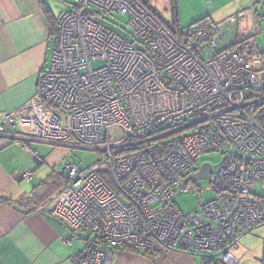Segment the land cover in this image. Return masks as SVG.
<instances>
[{"label": "built area", "instance_id": "built-area-1", "mask_svg": "<svg viewBox=\"0 0 264 264\" xmlns=\"http://www.w3.org/2000/svg\"><path fill=\"white\" fill-rule=\"evenodd\" d=\"M69 1L37 100L4 118L0 138L99 155L86 170L63 160L46 208L83 238L73 261L106 264L111 249L238 264L232 251L264 225V76L238 50L216 52L238 19L178 35L157 9L172 0ZM102 16L129 17L134 42ZM208 154L223 156L215 199L183 215L174 196Z\"/></svg>", "mask_w": 264, "mask_h": 264}, {"label": "crops", "instance_id": "crops-1", "mask_svg": "<svg viewBox=\"0 0 264 264\" xmlns=\"http://www.w3.org/2000/svg\"><path fill=\"white\" fill-rule=\"evenodd\" d=\"M70 5V11L74 10L73 3ZM56 8L51 0H0V125L6 116L37 100L40 76L50 66L56 49L52 28L59 17ZM239 16L232 33L222 29L225 40L221 45L231 37L227 48L253 38L256 31L260 16L254 8ZM28 145L26 151L20 140L0 138V197L9 201L0 204V264H75L74 256L85 247L83 238L57 217L39 209L41 202L54 199L63 190L57 185L52 187V176L62 182L58 168L71 152L32 141ZM26 172L34 174L29 182L23 178ZM30 211L34 212L28 214ZM253 233L256 238H264V225ZM256 245V254L250 258H239L241 245L232 251L238 264H264V241ZM105 252L106 264H204L201 256L186 251L155 256L128 250Z\"/></svg>", "mask_w": 264, "mask_h": 264}, {"label": "rangeland", "instance_id": "rangeland-1", "mask_svg": "<svg viewBox=\"0 0 264 264\" xmlns=\"http://www.w3.org/2000/svg\"><path fill=\"white\" fill-rule=\"evenodd\" d=\"M51 3H54L55 6L58 7L54 10L57 12H55L57 15L72 9L71 3L67 0H51ZM177 3V14L172 9L170 2L158 3L157 9L173 28L176 29V26L179 25L184 34L191 31L194 27L199 26L200 22H205L209 26H217L230 17L239 19L240 13L254 8L257 11V15L260 17L257 20L256 31L254 32L253 38L249 40L248 45H246L245 49L247 50L245 54L249 57V62L264 76V0H179V2L177 0ZM245 4L248 5L245 6ZM129 20V17L116 16H102L98 18L99 23L114 31L123 39L133 43L134 39L130 35L131 32L128 25ZM226 40L227 43L230 42L231 37H227ZM227 43L223 44L224 46L221 45V48L227 49ZM99 65L100 64H95L94 66L98 67ZM47 146L52 149H59L53 146ZM69 160L74 161L81 169L86 170L98 163L99 155L90 150L76 149L71 152ZM206 163L212 165L213 171H217L223 163V156L220 154L204 155L199 165L201 167ZM256 194L260 197H264V192L261 191L260 187L256 191ZM215 196L216 195L212 192V183L208 180L195 183L193 191L178 190L174 196L173 202L183 215H188L197 209L198 201L202 200L207 203L213 201ZM262 240L264 241V238L254 237V233L244 237L241 242L242 247L239 250V258H244L246 255L250 258L252 255L256 254V244L261 243ZM249 250L250 252L247 253Z\"/></svg>", "mask_w": 264, "mask_h": 264}, {"label": "trees", "instance_id": "trees-1", "mask_svg": "<svg viewBox=\"0 0 264 264\" xmlns=\"http://www.w3.org/2000/svg\"><path fill=\"white\" fill-rule=\"evenodd\" d=\"M171 7H172V9L175 11V13L177 14L178 13V3H177V0H172L171 1ZM56 21H57V19L55 20V21H53V23H52V28H53V31H54V35L56 34ZM200 24H206L205 22H200ZM220 25V24H219ZM218 26V25H217ZM215 27V26H214ZM223 29H225L226 31H227V33H232V31H233V29H234V27H233V29L232 30H229V29H227L226 27L225 28H223ZM217 31H215V33H216ZM174 33H176V34H178V35H181V34H183V30H181V27L179 26V25H177L176 26V29L174 28ZM221 41L219 42V46H218V48L216 49V52H220V51H222V50H225V49H221L220 48V46H221V44L224 42V40H225V36H224V34H223V32H222V30H221ZM252 38H247V39H245V40H242L241 42H237V44H235L232 48L233 49H236V50H238L242 55H246L245 54V51L247 50V49H245L246 48V45H248V42H249V40H251ZM227 49H229V48H227ZM246 60H249V57L246 55ZM77 164V163H76ZM78 165V164H77ZM79 166V165H78ZM52 180H53V186L52 187H55L56 185L58 186V187H63L64 188V186H65V183H64V180L62 179V182L60 183V182H56V179H57V177H55V176H52ZM56 183V184H55ZM46 189V188H45ZM47 191H52V190H50L49 188H47L46 189ZM53 190H56V188L55 189H53ZM181 190V189H180ZM43 195V194H42ZM45 195H48V194H45ZM53 199H48V200H46V201H43V202H41L40 203V205H39V209L41 210V211H44V212H47V213H49L50 215H52V216H54L53 214H51V212L48 210V209H46L47 207H48V205H49V203L52 201ZM9 201L7 200V199H5L4 197H0V204H6V203H8ZM34 211H30V212H28V214H32ZM61 221V220H60ZM71 230V229H70ZM71 232H73L72 230H71ZM76 234V233H75Z\"/></svg>", "mask_w": 264, "mask_h": 264}, {"label": "water", "instance_id": "water-1", "mask_svg": "<svg viewBox=\"0 0 264 264\" xmlns=\"http://www.w3.org/2000/svg\"><path fill=\"white\" fill-rule=\"evenodd\" d=\"M213 172V167L211 164H203L199 171L191 176H189L182 184L181 190L182 191H193L192 188H188V183H198L203 181H208L210 175Z\"/></svg>", "mask_w": 264, "mask_h": 264}, {"label": "flooded vegetation", "instance_id": "flooded-vegetation-1", "mask_svg": "<svg viewBox=\"0 0 264 264\" xmlns=\"http://www.w3.org/2000/svg\"><path fill=\"white\" fill-rule=\"evenodd\" d=\"M194 184H195V183H188L187 187H188V188H192V189H194Z\"/></svg>", "mask_w": 264, "mask_h": 264}, {"label": "clouds", "instance_id": "clouds-1", "mask_svg": "<svg viewBox=\"0 0 264 264\" xmlns=\"http://www.w3.org/2000/svg\"><path fill=\"white\" fill-rule=\"evenodd\" d=\"M4 139V138H3Z\"/></svg>", "mask_w": 264, "mask_h": 264}]
</instances>
